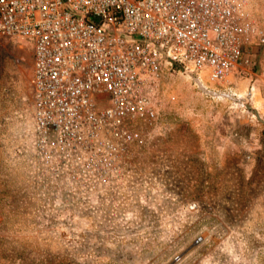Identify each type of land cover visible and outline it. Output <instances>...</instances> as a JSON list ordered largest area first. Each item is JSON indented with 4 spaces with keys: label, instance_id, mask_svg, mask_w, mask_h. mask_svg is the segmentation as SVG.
<instances>
[{
    "label": "rangeland",
    "instance_id": "1",
    "mask_svg": "<svg viewBox=\"0 0 264 264\" xmlns=\"http://www.w3.org/2000/svg\"><path fill=\"white\" fill-rule=\"evenodd\" d=\"M251 11L264 25V0ZM256 51V89L247 80L236 96L167 73L163 130L144 131L118 183L85 199L31 162L30 53L0 46V264H264V45Z\"/></svg>",
    "mask_w": 264,
    "mask_h": 264
},
{
    "label": "built area",
    "instance_id": "2",
    "mask_svg": "<svg viewBox=\"0 0 264 264\" xmlns=\"http://www.w3.org/2000/svg\"><path fill=\"white\" fill-rule=\"evenodd\" d=\"M251 6L252 0H0V46L26 48L31 57L23 124L31 162L90 199L118 183L126 153L144 131L163 130L167 73L218 92L234 94L247 80L256 89L250 82L264 25Z\"/></svg>",
    "mask_w": 264,
    "mask_h": 264
},
{
    "label": "bare ground",
    "instance_id": "3",
    "mask_svg": "<svg viewBox=\"0 0 264 264\" xmlns=\"http://www.w3.org/2000/svg\"><path fill=\"white\" fill-rule=\"evenodd\" d=\"M198 85H199V82H198ZM214 95H217L216 94V92H212ZM229 93V92H228ZM235 95H233V96H236V93H234ZM228 96H229V94H228ZM229 97H232V96H229Z\"/></svg>",
    "mask_w": 264,
    "mask_h": 264
},
{
    "label": "water",
    "instance_id": "4",
    "mask_svg": "<svg viewBox=\"0 0 264 264\" xmlns=\"http://www.w3.org/2000/svg\"><path fill=\"white\" fill-rule=\"evenodd\" d=\"M211 95H213V93L211 92ZM228 99H230V98H228Z\"/></svg>",
    "mask_w": 264,
    "mask_h": 264
}]
</instances>
